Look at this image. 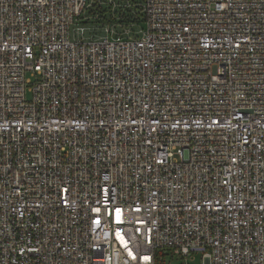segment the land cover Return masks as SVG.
<instances>
[{
    "label": "built area",
    "instance_id": "1",
    "mask_svg": "<svg viewBox=\"0 0 264 264\" xmlns=\"http://www.w3.org/2000/svg\"><path fill=\"white\" fill-rule=\"evenodd\" d=\"M196 254L264 264V0H0V264Z\"/></svg>",
    "mask_w": 264,
    "mask_h": 264
},
{
    "label": "rangeland",
    "instance_id": "2",
    "mask_svg": "<svg viewBox=\"0 0 264 264\" xmlns=\"http://www.w3.org/2000/svg\"><path fill=\"white\" fill-rule=\"evenodd\" d=\"M134 27L135 26H132L131 28L134 30L135 33H137L139 29L144 28V24L138 23L135 29ZM186 262L189 264H202L201 255L196 254L193 259L192 258L184 259V258H179L177 256L172 257L171 255L164 258V264H182Z\"/></svg>",
    "mask_w": 264,
    "mask_h": 264
},
{
    "label": "trees",
    "instance_id": "3",
    "mask_svg": "<svg viewBox=\"0 0 264 264\" xmlns=\"http://www.w3.org/2000/svg\"><path fill=\"white\" fill-rule=\"evenodd\" d=\"M96 11V10H95ZM105 12V9H103L102 11H101V13H104ZM114 19L113 18H110V20L109 21H113Z\"/></svg>",
    "mask_w": 264,
    "mask_h": 264
}]
</instances>
